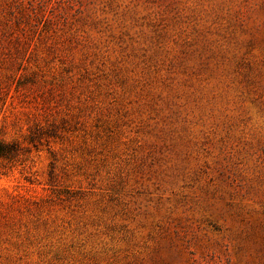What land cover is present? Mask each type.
I'll list each match as a JSON object with an SVG mask.
<instances>
[{"label":"rangeland","instance_id":"374dc122","mask_svg":"<svg viewBox=\"0 0 264 264\" xmlns=\"http://www.w3.org/2000/svg\"><path fill=\"white\" fill-rule=\"evenodd\" d=\"M0 264H264V0H0Z\"/></svg>","mask_w":264,"mask_h":264},{"label":"trees","instance_id":"16d2710c","mask_svg":"<svg viewBox=\"0 0 264 264\" xmlns=\"http://www.w3.org/2000/svg\"><path fill=\"white\" fill-rule=\"evenodd\" d=\"M18 152L19 146L16 143H4L0 141V159L14 157Z\"/></svg>","mask_w":264,"mask_h":264}]
</instances>
